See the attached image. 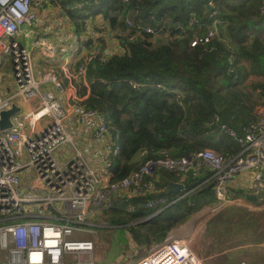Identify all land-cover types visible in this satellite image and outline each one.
I'll return each instance as SVG.
<instances>
[{
  "label": "trees",
  "instance_id": "16d2710c",
  "mask_svg": "<svg viewBox=\"0 0 264 264\" xmlns=\"http://www.w3.org/2000/svg\"><path fill=\"white\" fill-rule=\"evenodd\" d=\"M58 1L78 32L85 29L79 20L101 15L124 49L122 55L86 63L83 79L73 85L85 97L83 106L106 117L119 147L110 157L113 181L147 160L204 149L222 157L239 154V144L221 126L242 138L264 106V0ZM157 35L165 39L155 42ZM155 175L161 187L181 177L165 170ZM182 185L177 193L137 199L112 195L101 210L137 245L157 244L216 202L208 171L185 174ZM156 196L168 205L147 219L155 210L142 205Z\"/></svg>",
  "mask_w": 264,
  "mask_h": 264
},
{
  "label": "built area",
  "instance_id": "2783aa9c",
  "mask_svg": "<svg viewBox=\"0 0 264 264\" xmlns=\"http://www.w3.org/2000/svg\"><path fill=\"white\" fill-rule=\"evenodd\" d=\"M37 2L0 0V61L9 58L15 84L12 95H0V121L1 113L11 109L17 97L38 98L33 111L16 114L11 118L10 129H0V264H95L93 235L105 227V221L95 218L96 212L107 207L115 194L122 193L127 198L155 195L150 179L158 170L182 175L208 171L214 181L213 212L227 202L228 188L240 174L251 173L249 189L253 196L264 192V107L258 108L257 118L243 128L242 138L221 126L241 148L234 157H222L204 149L177 159L147 160L125 178L103 183L75 147L64 122L69 117H75L80 125L93 121L92 138L105 142L110 158L118 155L119 147L110 137L106 117L83 106L77 94L70 95L73 102L63 103L51 92L42 93V84H52L60 93L64 88L53 73L36 78L29 50L14 39L18 34L30 38L37 20L33 8ZM92 59L105 61V51L99 46L92 48L71 79H83L85 64ZM24 128L27 133H23ZM63 145L72 148V156L59 164L55 152ZM104 165L110 168V160ZM25 169L33 170L35 184H19V172ZM167 205L165 198L156 196L148 199L143 208L158 213ZM133 264L200 261L186 243L168 235Z\"/></svg>",
  "mask_w": 264,
  "mask_h": 264
},
{
  "label": "crops",
  "instance_id": "0c3cea01",
  "mask_svg": "<svg viewBox=\"0 0 264 264\" xmlns=\"http://www.w3.org/2000/svg\"><path fill=\"white\" fill-rule=\"evenodd\" d=\"M58 2V0H38L33 6L37 20L30 38H24L22 34H18L14 39L22 47L29 50L36 78L40 79L42 74L46 72L53 73L64 88V92L60 93L52 84H42L40 86L41 92H51L56 100L63 103L67 101L71 103L73 100L70 99V95H76L73 85L79 82V80L71 79V77L76 75V72L83 64L84 56L91 51V48L99 46L105 51L107 59L113 55H122L124 49L119 43L116 31L110 29L108 23L101 15L79 20L80 24L84 23L85 29L82 30L81 28L78 32ZM159 39L164 40L165 37H159L158 35L153 37L155 42H159ZM10 70V60L5 57L0 61L1 96H10L15 92V84ZM84 98H80L81 101ZM37 105L38 98L25 100L22 97H17L14 102V106L19 109L17 115L20 114L21 116L33 111ZM257 113L258 108L256 109V116ZM64 126L75 147L81 151L86 162L98 178L103 183H108L109 179L112 180L109 168H105L104 165L105 161L109 159L105 149V142H97L92 138L94 122L89 121L88 125H80L75 117H69L64 122ZM22 131L27 133L28 129L24 128ZM71 156L72 148L69 145H63L55 152V158L59 164L66 163ZM179 175L181 177L177 182H171L166 187L159 185L161 182L157 175L153 176L150 181L155 195H159L166 190L171 193H177L172 191L171 184L181 185L183 189L182 181L185 175ZM18 176L19 184H35L36 182L32 169L22 170ZM250 179L251 173L240 174L228 188L229 198H227V202L221 209L214 212L211 211V207L216 202L202 207L184 224L172 230L168 235L183 241L190 249H193L192 252L200 261V264H238L240 262L264 264V220L262 218L264 192L255 197V200L247 198L252 195L249 189ZM157 183L159 184L156 185ZM114 196L122 199L138 198H127L122 193ZM223 208L224 211L226 210L225 242L220 236V227H218L219 221L223 219L222 214L219 215L218 211ZM127 210L131 212L133 207L128 206ZM98 214L101 215L100 217L103 221L107 219L103 215L102 210H99L95 215L97 220H99ZM156 214H152L147 219L152 218ZM216 222V230L213 232L211 227ZM129 241L131 244L137 245L131 239V236ZM152 244L151 247L155 246L154 243ZM221 256H224L225 259Z\"/></svg>",
  "mask_w": 264,
  "mask_h": 264
},
{
  "label": "rangeland",
  "instance_id": "374dc122",
  "mask_svg": "<svg viewBox=\"0 0 264 264\" xmlns=\"http://www.w3.org/2000/svg\"><path fill=\"white\" fill-rule=\"evenodd\" d=\"M264 107V106H260ZM258 107V108H260ZM110 160V158H109ZM111 162V161H110ZM29 186V184H27ZM226 208V207H225ZM264 210V209H263ZM224 208L218 211L219 215L222 216V220L219 221L221 238L223 242H225V229H226V221H225V213ZM262 218L264 220V211L262 212ZM99 215V219H101V215ZM218 215V216H219ZM217 222L212 225L211 230L214 232L216 230ZM104 228L97 230L96 234L93 235V241L95 244V249L93 253V257L95 260V264H133L139 258L144 257L150 248V244L145 247H141L140 245H133L129 241V234L126 230L116 228L115 226H111L107 219H105ZM163 241H161L162 243ZM155 244V243H154ZM157 243L155 245H158ZM192 247V245H191ZM193 250V249H191ZM222 257V256H221ZM225 259V257H222Z\"/></svg>",
  "mask_w": 264,
  "mask_h": 264
},
{
  "label": "water",
  "instance_id": "95a60500",
  "mask_svg": "<svg viewBox=\"0 0 264 264\" xmlns=\"http://www.w3.org/2000/svg\"><path fill=\"white\" fill-rule=\"evenodd\" d=\"M208 9H210V6H208ZM19 109L15 106H12L11 109L4 111L1 113V121H0V129L1 130H8L12 127L11 118L15 116L18 113ZM111 181V179L108 180V183ZM172 191L178 192L179 190H182L181 185L171 184ZM250 200H255V196L251 195L248 196Z\"/></svg>",
  "mask_w": 264,
  "mask_h": 264
}]
</instances>
